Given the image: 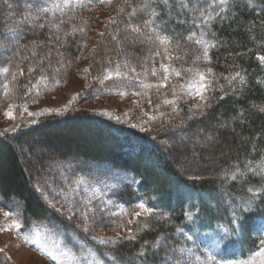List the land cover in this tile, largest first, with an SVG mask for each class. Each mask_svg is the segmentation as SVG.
Masks as SVG:
<instances>
[{"label": "trees", "instance_id": "1", "mask_svg": "<svg viewBox=\"0 0 264 264\" xmlns=\"http://www.w3.org/2000/svg\"><path fill=\"white\" fill-rule=\"evenodd\" d=\"M10 2L13 3L11 10L6 0H0V33L11 28L19 34L15 39L0 38V67L13 61L25 70L23 76L9 85L11 91L7 94L18 103L36 98L25 90L41 75L48 77L42 84L47 87L63 80L62 76L80 60L93 73L99 69L115 70L117 65L119 70L131 73L127 62L136 69L129 76L146 73L152 77L164 71L157 68L155 73L145 72L151 64H175V67L178 63L192 64L195 56L192 50L201 49L188 39L190 32L186 26L165 21L168 26L158 29V33L171 38L169 44L163 45L168 53L165 55L163 50L159 51L161 55H155L154 47L159 42L152 32L142 28L140 20L149 21V18L129 16L143 0H128L127 4L125 0H113L112 4L89 0L56 16L40 14L35 24L24 22L22 17L29 10L35 17L36 5L27 0ZM168 3L167 9H174L177 0H168ZM262 5L264 0H227L224 11L205 28L206 38L215 45L208 51L207 68L212 72L206 78L212 84L205 93L209 97L206 102L200 96L192 100L186 92H176L179 88L175 82H182L184 78L180 68V76L174 74L168 79L169 87H175V92L159 94L164 101L175 100L174 104L163 101V106L152 109L146 106L141 112L133 108L132 117L127 120L76 107L62 114H42L15 130L0 131V203L18 204L25 225L47 224L60 231L67 243L75 235L92 244V229L96 225L87 223L90 229L85 231L81 227L84 223L77 224L71 216L51 207L39 187L44 177L38 176L37 180L36 175L45 169L48 160L73 158L78 162L73 163L77 167L79 163L106 165L136 177L137 191L155 214L136 216L137 225L131 228L132 233L120 234L122 237L135 235V240L120 239L105 247L98 242L96 246L92 244L99 254L106 251L118 264H177L178 248H190L184 233L189 232L194 238L207 234L219 239L225 235V229L234 227L231 224L234 208L250 203L253 211L242 213V231L233 234L226 246L222 245L225 255H221V258H247L250 251L257 250L258 229L264 221V192H256L264 187V179L247 171V167H252L259 172L264 164V111H261L264 109V64L257 59V55H264ZM120 7H124L123 13L119 12ZM80 12H90L89 17L84 18ZM112 18L116 19L115 23L110 22ZM98 19L101 23L96 27ZM49 23L60 24L59 30L47 26ZM129 24L139 26L141 32H133ZM92 30L97 31V36L96 42L90 45ZM151 35L153 39L147 44V37ZM29 67L33 68L32 72L27 71ZM235 73L244 77V83H240L239 77L232 84L224 79ZM3 79L0 75V81ZM139 79L136 78L137 82ZM92 80L93 85L99 81ZM130 81L124 77L108 82L121 86ZM99 82L107 84L103 80ZM4 96L0 88V100ZM144 102L141 100L140 104ZM197 104L201 107H194ZM176 133L193 138L183 142V152L191 151L190 158L175 150ZM35 151L42 152L38 153L42 159L37 162L30 159L37 156ZM233 172L235 180L231 179ZM135 193L125 190L119 195L120 201L125 205L132 203ZM122 222L120 219L119 223ZM145 223L148 227L137 231ZM178 229H183V233ZM167 256L170 258L166 260ZM0 264L9 262L0 259Z\"/></svg>", "mask_w": 264, "mask_h": 264}, {"label": "rangeland", "instance_id": "2", "mask_svg": "<svg viewBox=\"0 0 264 264\" xmlns=\"http://www.w3.org/2000/svg\"><path fill=\"white\" fill-rule=\"evenodd\" d=\"M27 1H30L38 8L50 7L52 2V0ZM86 1L89 0H72L68 9L75 8L77 5H82ZM226 1L227 0H225V2ZM225 2L221 4L220 0H215V3H212V0H177V4L174 9H167L162 0H155V2L151 3V9H154L158 13L157 16L150 15L151 9L140 11L139 9L141 6L136 8L137 12L135 17L146 15V17L151 20L150 24L145 25V19L142 17V19H140L142 28L148 33L152 32L154 37L156 33H154L152 29L157 28V26H159L158 29L163 30V27L167 22H173L179 25L182 24L183 26H186L188 32H190L188 34L189 36L194 34V39L191 40L195 43V46L197 45L201 48L200 51L199 49L197 50L192 48V51H194L193 53H195L194 62L192 64L187 63V65H182L178 63L181 67H175V64L172 66L178 70L182 68V72H184L182 82H175L179 88H177L178 90L176 92L185 93V83L193 78V76H191L192 73L187 72L186 69L196 68L204 72L205 76L208 75V72L206 71L208 69V61L203 57L204 46L196 43V40L203 39L211 45L210 41L206 38L205 28L215 22L218 14L224 11ZM142 3H144V0ZM210 3L212 5L211 7L208 6ZM68 9L66 11H68ZM48 13L52 16L62 14L61 12ZM89 13L90 12H80L79 14L83 15L84 18H87ZM207 17H211V19H207ZM98 23H101L99 19L96 22V27ZM166 26H168V24ZM166 28L167 27H165V29ZM96 32L97 31L94 32V30L90 31L88 44L91 45L96 42ZM151 41L152 40H148L147 44H150ZM157 41L159 42V40ZM164 49L165 47L159 42V44L154 47V54L155 52H162ZM196 56H200L201 59L195 60ZM153 66L154 64H151L148 69L151 70ZM159 66L160 64H157L155 67L160 68ZM186 66L187 68L185 69ZM88 68H90V66L86 64V62H82L80 60V62H76L75 66L71 67L67 74L62 76L64 79L58 81V83H51L47 87L41 84L38 86V92L37 90L36 92H27V90H25V92L36 97L32 100L25 99L27 101L18 103L17 101L10 99L9 96H4L0 100V131H5V129H8V131L15 130L36 116H41L42 114H62L76 107L85 108L86 110L88 109L96 113L99 112L109 114L114 117L127 120V117H132L133 112L131 110H133V108L140 109V112L145 110L146 106L149 109H152V107L159 108L164 101L163 97L159 95L160 92H175V89H173L175 87H169L171 83L168 80L171 75L174 76V73L169 74L167 80L164 79V73H162L161 70L157 75H153L152 77L149 75L147 76L146 73H140V75L133 74L140 77V81H144L145 83L152 85V87L144 88L141 86L140 81L137 82L136 79L121 86L116 85L115 83L108 81H115L124 77L112 76L109 78L105 70L101 71L99 69V72L93 73V70H88ZM85 69H87V71H85ZM116 70L117 69H113L110 71L114 72ZM132 73L133 72L128 74ZM92 79H98L99 81L103 80L107 84L102 85L98 81L96 85H93L92 83L94 80ZM162 86H165L167 89H164ZM122 92L126 94L122 95ZM134 93H140V95H135ZM185 94L190 98L192 97V100H196V98L199 97V95L195 96L196 94L194 93L192 95H188L187 93ZM141 100L145 102L140 104ZM10 106L13 107L10 108ZM25 107L27 108V111L24 110ZM9 110L13 112L15 119L5 116L4 113ZM30 112L35 113V115H29ZM175 137L173 146L179 153L183 152V142L193 140L190 135L184 136L179 133H176ZM35 153L37 156H33L30 159L37 162V160L42 159L39 155L42 152L35 151ZM182 154L187 158L191 157V151L189 150L185 153L183 152ZM43 155L47 156L49 154L43 152ZM46 162L47 164L45 165V169H42V171H39L36 175V179L38 176L40 178L44 177L39 183V187H42L41 191L43 198H45L48 202H54L55 208H57V210L62 212L64 215L71 216L75 223H84L83 226H81L82 229L83 227L85 228V221L82 213L87 214V223H93V225H96V227L92 229L93 236L113 237L118 233L124 234L126 232V228L136 227L137 223L134 220L136 216H121L119 209L114 205H123L124 208L133 212L140 211V209L136 207L140 201H144L146 204H149L146 198H144L137 191L138 179L130 173L111 169L106 165H86L84 163H79L77 167L73 163L78 162H76L73 158L62 161L48 160ZM80 180H83L84 183H78ZM127 189L130 191L132 190L133 192L136 191V197L132 203L125 205L120 201L119 195ZM107 200L114 202V205H108L111 212L108 211V208H102L100 206L101 201ZM86 201H88L87 204L85 203ZM6 212L16 214V218L21 224L19 231L15 228L6 227V225L12 223V216L9 215L6 218L4 215ZM129 217V220L132 221L131 224L127 223V221H129ZM120 219L123 220L124 223L126 222V228L122 229L117 227V224H120ZM88 224L86 225L87 230L90 229ZM260 228L261 225L259 226V229ZM33 229L40 233L41 243L46 244L49 247L54 244H59L61 250H64V246H67L66 251L69 254V258L65 260V264H74L71 260L72 257L83 260L84 257L88 256L89 259H91L89 253L92 251L97 252L94 249L97 245L95 242L100 244L99 240H93L92 244L95 246L90 243L87 244L75 235H73L75 237H70V240L67 243L61 238L62 236L60 231L54 230L50 226H47V224L32 223L30 225H25L22 221L21 207L15 202L12 201L5 204L0 203V249L3 250L0 252L1 261L6 260L9 264H55V262L51 261L48 257L37 250L34 244H29L24 241L23 234L28 233L31 235L33 234ZM187 234L190 235L189 232H187ZM206 235L207 234H198L195 238L193 236L194 239L191 242L188 240L189 246L193 249V251H195L194 244L199 245L200 252H197V255H200L206 246H210L214 240H217L216 237L213 239ZM100 245L101 247H105L106 244ZM182 248L185 247H179L175 252L179 257V264H188L190 260L194 261L195 257L189 256L187 252L182 253L180 251ZM222 249L223 248L221 246L219 254L217 255V258L221 260L222 264L223 261L234 259L229 257L221 258V255H225ZM101 254H99V258L104 261V264H112V257L106 251H104L102 256ZM169 258V256L165 257L166 260Z\"/></svg>", "mask_w": 264, "mask_h": 264}, {"label": "snow or ice", "instance_id": "3", "mask_svg": "<svg viewBox=\"0 0 264 264\" xmlns=\"http://www.w3.org/2000/svg\"><path fill=\"white\" fill-rule=\"evenodd\" d=\"M128 0H125V4H127ZM155 2V0H144V3H142L141 8L139 9L140 11H146V10H150L151 9V3ZM163 4L167 7H170L168 0H162ZM225 0H220V3H224ZM7 3V8L9 10H11L13 8V3L10 2V0H6ZM72 0H52L50 7H41L36 9L35 11L37 12V15L35 17H33L32 15V10L28 11V14L24 17H22V20L24 22H28V23H37V21L40 18V14H47L48 12H61L64 13L68 7L71 5ZM100 3H108V4H112L113 0H100ZM212 3H215V0H212ZM209 7H211V3L208 5ZM262 7H264V5H262ZM125 11L124 7H120L119 8V12L123 13ZM137 12V9H133L131 13H129V16H135ZM150 15L151 16H157L158 13L154 10L151 9L150 10ZM207 19H211V17H207ZM111 23H115L116 19L112 18L110 20ZM61 23H63V21H61ZM145 25H148L151 23V21H145L144 22ZM39 27L43 28L45 27V24H39ZM47 26L49 27H54L57 30H59L60 28V24H51L49 23ZM7 27V26H6ZM128 28H130L133 32L139 33L141 32V29L139 26H135V25H128ZM158 28L159 26H157V28H153L152 31L154 33H156L155 35V39L159 40L160 44L162 45H167L171 42V38L168 37L167 35H159L158 33ZM76 29H73V31H75ZM81 31H83L81 29ZM18 32H14L13 29L8 28L7 32L4 33H0V38H4V39H15V37L18 36ZM66 35H69L68 33H66ZM103 35V34H101ZM148 40H152L153 37L149 36L147 37ZM188 39H194V34L190 35L188 37ZM196 43L204 46V51H203V57L205 59H209L208 57V48L209 47H214L215 45H210L208 44L206 41H204L203 39H199L196 40ZM168 53V49L167 47H165L164 49V54L167 55ZM156 55L159 56L161 55L160 52H156ZM170 58V57H169ZM201 57L200 56H196L195 60H200ZM257 59L261 62V64H264V55H257ZM111 63V62H110ZM126 66L129 68V71L131 72H136L135 67H132L131 65H129L127 62ZM160 69H163L164 71V79L167 80L168 75L171 73H174L176 76H180L181 72L180 70L176 69L175 67H172L170 64H165V63H161L160 64ZM119 65H117V70L116 71H110L109 69H105V72L107 73V76L110 78L112 76H116V77H125L128 80H135L136 77L135 76H129L127 72H121L118 70ZM149 69L145 68L144 71L147 72ZM24 69L20 68L18 64H14L13 61H9V63L5 66L0 67V75H3L4 79L3 81H0V88L3 89V92L5 95H7L11 89L9 88V85H13L19 76H23L24 75ZM27 71L32 72L33 68L29 67L27 69ZM85 71H87V69H85ZM151 71L153 73H155L157 71V68L155 66H153L151 68ZM187 72L192 73L193 78L189 81H187L184 85V90L186 91V93L188 95H192L193 93L196 95H199L201 98V101H207L209 99L208 96L205 95V93L209 90L212 81L208 80L205 76V73L200 71L199 69L196 68H188L186 69ZM208 73L212 72V69H207L206 70ZM10 77V79H9ZM198 77V78H197ZM239 77L240 83H244V77L240 76V73H235L231 78L229 77H224L225 80H227V82L229 84H232L233 81ZM48 80L47 76L41 75L39 77V79L36 81L35 84H33L31 86V88L27 89V92H31L33 89H36L37 91L38 89V85L40 84H45ZM58 83V81H57ZM140 84L142 87L144 88H149L152 87L151 84L145 83L144 81H140ZM221 90H223V85L220 86ZM26 92V94H27ZM122 95L126 94V93H121ZM135 95H140V93H134ZM167 104H174L175 100H165L164 101ZM13 106H10V108ZM194 107L199 108L201 107L200 104L195 105ZM25 111H27V108H24ZM261 111H264V109H261ZM5 116L11 118V119H15V116L13 114V112L11 110L6 111ZM29 115H35V113H29ZM163 115V114H161ZM183 123V122H181ZM5 131H8V129H5ZM251 163V162H249ZM236 171H239V168L236 169ZM247 171L248 172H252L254 175H260L262 177V179H264V164L261 165V170L259 172H257L255 169H253L252 167H247ZM243 175V173H242ZM231 179L235 180L236 179V173L233 172L231 174ZM78 183L83 184L84 181L80 180L78 181ZM250 192L253 191L252 188L248 189ZM256 192H264V187L256 189ZM86 204L88 203V201L85 202ZM49 205L51 207H55V203L49 201ZM108 205H114V202L111 200H107V201H101L100 206L102 208H108ZM115 207H117L119 209L120 215L121 216H129V215H134V216H145V215H154L155 214V210L151 207H148L147 204L144 201H140L136 207L138 209H140V211H133L130 212L128 209L124 208L123 205H114ZM108 211L111 212V209L108 208ZM253 211L251 204L249 203L248 206H244V205H237L233 212H232V219H231V224L234 226L231 229H225V235L220 237L217 240H214L212 242V244L210 246H206L204 248V250L201 252L200 255H197V252H200V248L199 245L194 244V248L195 251H193L192 248H182L180 249V251L183 252H187L189 254V256L195 257L194 261H189L188 264H222L221 260L217 258V255L219 254V251L221 249L222 245H227L230 240L232 239L233 234H239L240 231H242L243 229V225L241 223V221L243 220V215L242 213L245 212H251ZM5 217L7 218L9 215L12 216V223L6 225L7 228H15L18 231L21 228V224L19 222V220L16 218V214H10V213H5L4 214ZM185 215L189 216V218L191 219V215L189 213H186ZM83 219L85 221V228L84 230L87 231V221H88V217L87 214L82 213ZM128 224H131L132 221L129 220L127 221ZM117 227L119 228H126L125 223H120L117 224ZM148 224L145 223L144 225H142L141 227L137 228V231H141L143 228H147ZM33 234H28V233H24L23 234V239L26 243L29 244H34L37 248V250H39L42 254H44L46 257H48L51 261L55 262V264H65V260L69 258V254L66 251V247L64 246V250H61V247L59 244H54L53 246L49 247L46 244L41 243L40 240V233L38 231H35L34 229L32 230ZM178 231L183 233V229H178ZM126 233H132V229L131 228H126ZM258 244H257V250L255 251H250L247 258H243L241 256H237V258L235 259H229L226 261H223V264H264V221H262V225L261 228L258 229ZM185 237L187 240H193V236L188 235L187 233H184ZM93 240H99L100 244H108V243H112V244H116L120 239H132L135 240L136 237L135 235H125V236H121L119 233L116 236L113 237H98V236H93L92 237ZM145 243L147 244L148 242L145 241ZM153 247H157L156 244H153ZM3 250L0 249V252H2ZM143 254V252L141 253ZM235 255V253H234ZM89 256L91 257V259H89L88 256L84 257L83 260H80L78 258L72 257L71 260L74 262V264H104V261L101 260L99 258V254L95 251H92L89 253ZM10 259V258H9ZM112 264H116V258L113 256L112 257ZM177 264H179V262H177Z\"/></svg>", "mask_w": 264, "mask_h": 264}]
</instances>
